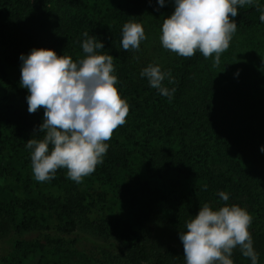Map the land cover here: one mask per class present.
I'll list each match as a JSON object with an SVG mask.
<instances>
[{
	"label": "trees",
	"instance_id": "obj_1",
	"mask_svg": "<svg viewBox=\"0 0 264 264\" xmlns=\"http://www.w3.org/2000/svg\"><path fill=\"white\" fill-rule=\"evenodd\" d=\"M50 1L0 0V76L6 75L7 65L21 68V54L26 56L33 49L34 43L28 40V31L30 27H34V22L40 21L42 25H49L56 17L58 8L51 6ZM56 1L62 13L59 24L54 26L53 43L48 47L49 49L55 50L58 55H69L73 60H79L86 55L83 52L82 43L85 39L83 34L88 32L89 36H95L103 43L104 48L98 50L99 53L113 56L115 75L119 80L117 87L121 96L126 98L130 105L129 112L139 115L147 114L146 121L162 125L167 136H171L177 127L190 128L193 122H198L197 133L201 136L202 143L188 150L182 148L181 155L178 156V152H174L167 146L168 142H164L160 150L153 152L148 150L151 154H145L146 160L142 161L140 169L146 167L161 176L173 173L178 177L181 189H183L181 180L188 178L196 183L198 181L207 183L208 187L205 191L208 193L212 191V195L216 196L213 198L208 194L203 195L204 203L216 209L227 204V201L220 198L219 193L226 191L228 182L238 180L241 192L244 194L243 198L248 200L249 211L255 210L253 204H257V200L252 189V182L258 181L256 179L264 173V158L256 155L257 145L264 144L262 132L253 123L247 121L216 122L207 108L189 111L191 107L189 106L186 112L177 113L172 112V106L169 105V100L183 94L191 85L194 69L204 58L202 53L197 51L190 58L183 57L177 66L169 69L174 82L169 83L167 78L163 82L168 89L175 88V92L169 98L161 95L158 89L152 88L147 77L140 75L149 64L155 65V56L145 46V42H141L139 50L124 51L121 47L123 25L129 21L139 22L142 25L146 23L145 19L152 0H131V5L127 8L120 6L101 8L96 0L94 6L91 0ZM262 9H264L263 0L258 1V7L257 5L238 7V15L233 18L237 27L246 30L264 24L260 20ZM160 67L164 68L162 64ZM7 83V92L0 93V178L6 173L18 179L21 176L20 173H16V167L4 166V162L15 165L29 161L28 156L31 155V150L26 147V142L30 138L43 137L44 133L35 132L43 122L44 109L41 108L34 114L28 112L29 92L20 85V75L15 76L13 80L7 79ZM247 105L251 106V104ZM149 109L151 112H148ZM184 114L190 115V121L183 117ZM126 126L123 125L116 130L119 134H124ZM197 157L201 160H197ZM220 161L227 165V172H219L213 183L211 176L217 172V169L213 170L211 166ZM120 162L126 163L127 160L120 157L115 158L111 163L104 161L101 167L97 166L96 172L103 173L110 181H113L115 179L113 171L120 166ZM93 181L91 180L92 183ZM97 181H94L95 185H99ZM23 183L25 189L31 190L27 180ZM69 183L77 190V185L73 182ZM158 186L153 187L137 182L132 188L119 191V197L130 201L135 209L134 220L110 223L107 229L119 242L126 264H186L183 248L180 249L172 244H167L162 249H156L153 246L152 222L161 218L162 208L178 216L185 203L187 204L188 200L187 202L185 200L189 195L186 194L185 198H181L179 194L174 195L172 191L162 192ZM78 194L84 197L85 191L79 190ZM16 196L0 182V224L3 219L16 221L17 212L12 210H17L18 207L16 208L15 204H19L21 210L28 212L43 208V200L36 195L30 196L22 203L16 199ZM218 199L222 201V204ZM70 202L71 200L65 202L64 210L58 214L59 216L57 215V218H54L57 224L69 217L68 223L75 225V219L71 215L75 212H69L73 210ZM77 204L84 209L85 206L81 202ZM94 207L100 217L95 224L105 222L107 219L105 206L103 209ZM30 215L34 217L33 214L30 213ZM251 215L252 225L262 223L255 212ZM188 216L193 215L188 213ZM188 216L181 214L179 218L184 219ZM250 231L253 232L254 229L250 228ZM255 232L258 235L256 230ZM49 242L53 243L51 247L40 239L34 241L15 239L7 264H95L84 251L64 247L60 238H52ZM235 255L233 251L232 256Z\"/></svg>",
	"mask_w": 264,
	"mask_h": 264
},
{
	"label": "rangeland",
	"instance_id": "obj_2",
	"mask_svg": "<svg viewBox=\"0 0 264 264\" xmlns=\"http://www.w3.org/2000/svg\"><path fill=\"white\" fill-rule=\"evenodd\" d=\"M96 1L101 8L119 6L127 8L131 5V0ZM96 1L91 0L92 6ZM49 4L58 8L56 17L49 25H42L40 21H36L34 27H30L28 40L34 43L32 48H48L53 43L54 26L59 24L62 11L56 0H51ZM174 7L172 0H166L162 7L157 0H152L145 19L146 23L143 24L146 34L143 42L154 54L155 65L164 66L161 68L164 72L177 66L183 58L164 49L159 40L163 20L172 14ZM214 60L213 56L208 59L203 58L199 62L194 69V79L189 88L175 99L169 100L172 112H186L189 106H191L189 111L196 108H207L212 113L214 121L251 122L262 132L264 138V24L246 30L237 27L229 48L220 56L219 65L214 66ZM19 75L21 76L19 66L7 65L6 75L0 76V93L7 92V79L13 80ZM148 112H151V109ZM146 116L147 114L139 115L129 112L124 124L127 125L126 132L119 134L118 130H115L111 140L107 141L109 147L103 162L111 163L112 160L120 157L127 160L126 163L120 162V166L113 171L115 176L113 181H110L103 173L96 172L98 170L96 167L95 171L90 176L84 177L80 183L68 179L66 169H59L54 180L38 182L32 173L31 155L28 156L29 161L25 163L19 162L14 165L7 161L4 162V166L16 167V173H20L21 178L15 179L4 173L0 182L6 185L10 192L17 195L16 199L20 203L36 195L43 200L44 205L42 209L28 212L21 210L19 204H15L18 208L16 211L12 210L17 212L16 221L2 220L0 224V264H7L14 240L17 238L29 241L40 239L45 241L49 247L53 245L49 242L50 239L60 238L64 247L84 251L95 264H126L119 242L107 228L110 223L133 222L135 209L130 201L119 197V191L132 188L137 182L153 187L159 185L158 188L162 192L172 191L174 195L179 194L181 198H185L186 194L189 195L185 200V202L188 200L187 204L185 203L178 216L162 208L161 218L152 222L153 246L156 249H162L167 244L183 248L180 232L186 231L187 222L206 203H204L203 195L208 194L213 198L216 195L213 196L212 191L209 193L205 191V186L208 187L207 183L199 181L196 183L191 178L180 179L183 184V189H181L179 179L173 173L161 176L146 167L140 169V165L143 160H146L145 154H151L148 150L152 152L160 150L164 142H168L167 146L174 152H178V156L181 155L182 148L188 150L202 143L203 140L197 133L198 122H193L190 128L177 127L171 136H167L162 125L146 121ZM183 117L190 121V115L184 114ZM262 147L264 144L257 145L256 155L264 158ZM197 160L201 159L197 157ZM102 164L98 166L101 167ZM211 168L217 169V172L211 176L213 183L219 172H227V165L223 161ZM26 180L31 190L25 189L23 182ZM91 180H98L99 185H95ZM256 180L258 181L252 182V189L257 200V204H253L255 210L249 211L248 200L243 198L244 194L241 192L238 180L228 182L225 192L229 196L228 205L238 204L246 208L250 214L255 212L261 218L260 225L251 224V228L254 229L251 233L254 249L258 254L257 264H264V173ZM69 182L77 185V190ZM79 190L85 191L84 197L79 196ZM234 196L235 200H233ZM68 200H71L70 205L73 207V210L69 212H75L71 213L75 219L74 226L68 223L69 217L64 218L58 224L54 221V218H57L58 214L64 210L63 206ZM77 202H81L85 206L84 209ZM219 202L222 204V201L219 200ZM94 206L98 209H103L105 206L107 218L105 222L95 224L100 217ZM188 213L193 216L189 217ZM181 214L188 217L179 218ZM234 252L237 256V258L232 256L234 264H251V259L245 257L239 248L234 249Z\"/></svg>",
	"mask_w": 264,
	"mask_h": 264
},
{
	"label": "clouds",
	"instance_id": "obj_3",
	"mask_svg": "<svg viewBox=\"0 0 264 264\" xmlns=\"http://www.w3.org/2000/svg\"><path fill=\"white\" fill-rule=\"evenodd\" d=\"M157 2L162 7L166 0ZM172 2L174 11L164 18L159 36L163 48L185 58L197 51L205 59L214 56V66L219 65L221 54L229 48L236 32L233 18L238 15V7H258V0ZM260 20L264 22V9ZM83 35L86 55L79 60L49 48H33L28 55L20 56V85L29 92L28 112L44 109L43 122L35 132L44 133L43 137L26 142L38 182L54 179L59 169H66L67 178L76 183L90 176L103 163L107 141L126 123L130 111L117 87L113 56L98 52L104 45L95 36L88 32ZM145 39L141 23L129 21L123 25L124 51L139 50ZM140 75L147 77L150 86L163 96L171 98L175 92L163 83L166 78L174 82L170 70L164 72L159 65L149 64ZM219 195L223 201L229 200L227 193ZM252 220L247 209L238 204H224L218 209L203 204L187 222L186 231L180 232L186 264H234L232 254L236 248L251 259V264H257L250 231Z\"/></svg>",
	"mask_w": 264,
	"mask_h": 264
}]
</instances>
